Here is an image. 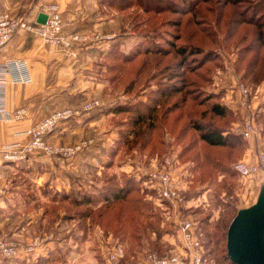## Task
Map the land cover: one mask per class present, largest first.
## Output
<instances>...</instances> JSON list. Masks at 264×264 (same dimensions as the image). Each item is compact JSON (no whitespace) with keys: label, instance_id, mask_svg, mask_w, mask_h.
<instances>
[{"label":"rangeland","instance_id":"374dc122","mask_svg":"<svg viewBox=\"0 0 264 264\" xmlns=\"http://www.w3.org/2000/svg\"><path fill=\"white\" fill-rule=\"evenodd\" d=\"M112 4L119 19L112 40L116 58L108 51L96 61L97 80L104 84L72 105L96 99L99 105L79 115L95 112L96 121L69 142L48 139L53 145L86 144L71 155L48 154L66 164L77 155L84 160L67 191H47L52 223L49 231L31 237L51 234V249L57 251L35 257L36 261L147 264L146 256L152 252L159 257L183 254L173 226V206L159 197L150 174L167 169L179 181L185 203H190L183 206L181 217L189 215L199 225L206 251L203 261L232 264L225 257L227 226L237 209L256 200L264 184V165L258 157L264 150V45L259 42V27L250 21L255 7L254 20H264V2L113 0ZM241 93H247L244 104ZM216 102L227 106L223 115L212 111ZM251 112L256 132L247 137L242 130ZM196 123L238 137L231 136L227 145H209ZM241 160L258 161L260 169L249 175L225 169H234ZM124 186L129 187L124 197L104 198L108 188ZM73 195L81 201H74ZM62 223L65 229L58 230ZM119 247L125 256L111 263L108 255Z\"/></svg>","mask_w":264,"mask_h":264},{"label":"crops","instance_id":"0c3cea01","mask_svg":"<svg viewBox=\"0 0 264 264\" xmlns=\"http://www.w3.org/2000/svg\"><path fill=\"white\" fill-rule=\"evenodd\" d=\"M52 2L59 5L66 32L86 33L88 39L80 42L77 54L72 55L60 46L45 43L38 34L21 29L0 49V60L11 65L6 82L7 107L10 110L24 107L26 110L21 118L0 119V147L8 143H25L30 138L26 131L45 115L56 108L79 104L87 95L96 93V86L104 84L97 80L96 61L114 44L112 40L119 26L112 2L0 0V11L33 19L42 4ZM94 116L96 113L90 112L61 121L47 134V139L64 143L74 140L81 136L87 125L96 121ZM249 149L251 153L252 144ZM83 160L82 155H77L66 164L48 154L35 152L26 159L0 165V187L5 188V193L0 196V236L13 235L21 242L19 253L12 258L0 257V264H40L37 257L57 251L51 249V234L46 232L34 250L24 248L32 234L49 231L52 218L47 212L50 204H47V191L48 194L50 188L67 191L70 181L80 175ZM172 206L176 223L173 226L182 243L177 220L183 214V206L188 207L190 203ZM62 225L58 230L65 229L66 226L63 228Z\"/></svg>","mask_w":264,"mask_h":264},{"label":"built area","instance_id":"2783aa9c","mask_svg":"<svg viewBox=\"0 0 264 264\" xmlns=\"http://www.w3.org/2000/svg\"><path fill=\"white\" fill-rule=\"evenodd\" d=\"M40 12H45L47 18L45 22L37 21V17L30 19L29 17L13 13L10 11H0V49L5 46L17 31L23 29L28 32L38 34L45 43L57 45L64 48L69 54H77V45L86 39L88 35L80 32H66L62 13L57 3L42 4ZM38 16V15H37ZM11 73V65L8 61L0 60V119H18L26 114L24 107H18L10 110L6 104V82ZM245 92L246 89L242 88ZM242 104L245 103V95ZM99 105V101L92 99L82 103L77 107H60L54 109L49 114L39 120L31 129L26 132L30 138L25 143H8L0 147V165L6 161L23 160L35 152H43L50 155H71L81 148L86 142L77 143L76 146L69 145H53L47 139V134L51 132L61 121L78 117L83 111L94 108ZM245 136H252L256 132L255 120L251 112L245 118L242 130ZM260 162L264 165V150L258 151ZM234 168L242 175H249L260 169V164L249 163L241 160L235 163ZM151 176L157 182L159 197L162 201L168 200L172 205H183L184 197L180 193L179 181L174 179L171 171L162 169L161 171H150ZM5 193V188L0 187V196ZM182 216V215H181ZM172 217L171 213L166 215V219ZM177 225L182 233V244L184 253L181 255L173 254L170 256H157L152 252L147 254V264H205L203 261V246L201 238L197 233V223L195 219L189 215L180 217ZM42 236L36 234L26 243L25 250H34L41 242ZM21 247L18 239L8 236H0V256L14 257ZM124 248L119 247L118 252L111 251L108 255L110 262L116 263L119 258H124ZM111 262V263H112Z\"/></svg>","mask_w":264,"mask_h":264},{"label":"water","instance_id":"95a60500","mask_svg":"<svg viewBox=\"0 0 264 264\" xmlns=\"http://www.w3.org/2000/svg\"><path fill=\"white\" fill-rule=\"evenodd\" d=\"M47 14L39 12L37 21L45 22ZM227 253L236 264H264V184L256 200L241 207L227 228Z\"/></svg>","mask_w":264,"mask_h":264},{"label":"trees","instance_id":"16d2710c","mask_svg":"<svg viewBox=\"0 0 264 264\" xmlns=\"http://www.w3.org/2000/svg\"><path fill=\"white\" fill-rule=\"evenodd\" d=\"M149 1V0H148ZM153 1V0H152ZM109 2H112L113 3V0H109ZM259 2V1H258ZM262 2H264V0H262ZM257 4V3H255ZM258 14V11H257V8L255 7L254 11H253V14H252V17H250V21L252 22H256V25L259 27V42L260 44H263L264 45V29H263V24H264V20L262 22L258 21V20H254L253 17H255L256 15ZM115 44L114 43L111 48L109 49L110 51V57L112 58H116V55L115 54ZM127 59H129V57H126ZM124 107L123 106H115L114 109H120ZM227 110V106L222 104V103H219V102H216V103H213L212 105V111L218 115H223ZM194 127L199 131L200 135H201V138L203 141H205L206 143H208L209 145H227L230 143V137L231 136H236L238 137V135H232V134H227V133H224L223 129L219 128V127H214V126H204L203 124L201 123H196L194 124ZM240 136V135H239ZM234 167V166H233ZM225 169H227L228 171H236L238 172L235 168L232 169L230 166L229 167H226ZM229 171V172H230ZM129 190V187L128 186H124V187H121L120 189H113V188H108V191L103 193L104 195V198L105 199H108L110 197H113V198H121V197H124L125 196V193ZM63 196L64 198L68 196V193H63ZM74 197V201L76 202H80L81 200L79 198H77L76 195H73ZM87 200H91L90 199V196H87L86 197ZM238 210V209H237ZM237 212V211H236ZM236 214V213H235ZM234 214V215H235ZM234 217V216H233ZM232 217V218H233ZM197 223V221H196ZM228 227V226H227ZM197 233L198 235L202 236V233L201 231L199 230V225L197 223ZM226 236H227V232H226ZM203 239V238H202ZM203 245V244H202ZM205 252H203V258L206 259V256H205ZM225 257L232 263V264H236L234 263L228 256V253L225 254ZM205 264H207L205 262Z\"/></svg>","mask_w":264,"mask_h":264}]
</instances>
